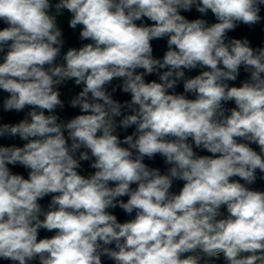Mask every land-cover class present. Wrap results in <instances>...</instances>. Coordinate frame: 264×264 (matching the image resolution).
Listing matches in <instances>:
<instances>
[{
  "label": "clouds",
  "instance_id": "obj_1",
  "mask_svg": "<svg viewBox=\"0 0 264 264\" xmlns=\"http://www.w3.org/2000/svg\"><path fill=\"white\" fill-rule=\"evenodd\" d=\"M262 13L0 0V264H264Z\"/></svg>",
  "mask_w": 264,
  "mask_h": 264
},
{
  "label": "trees",
  "instance_id": "obj_2",
  "mask_svg": "<svg viewBox=\"0 0 264 264\" xmlns=\"http://www.w3.org/2000/svg\"><path fill=\"white\" fill-rule=\"evenodd\" d=\"M264 14V13H262ZM192 17H195L197 14L193 12ZM61 27L64 30L65 33V40H66V45H65V50L67 47H78L82 42L78 40V33H79V28L76 30H72L68 28L67 26V16L61 21ZM232 35L236 36L237 38L241 37H247L250 39L251 43L253 46H264V21H262L261 25L255 26L252 29H249L247 26L241 25L235 33H232ZM155 48H156V55L160 56L163 53V50L165 49V44L164 42H155ZM178 91H182V86ZM123 99H127L128 97H122ZM232 106V105H230ZM68 114H75L73 111H69ZM23 114H16V113H4L2 109H0V122H16L20 118H22ZM17 143H20L18 140L16 141ZM200 154H208L206 152L200 153ZM87 165H85L86 167ZM155 166H160L162 170H164V165L162 164V161L160 158H157L155 161ZM182 186V182H178L174 186V191H178L179 187ZM255 187L260 188L261 190H264V183L258 182ZM44 203H47V199L44 201ZM118 211V218L123 221L125 219H128L129 217L123 213L121 210ZM44 235H51L50 233H46L44 231L41 232V236Z\"/></svg>",
  "mask_w": 264,
  "mask_h": 264
},
{
  "label": "water",
  "instance_id": "obj_3",
  "mask_svg": "<svg viewBox=\"0 0 264 264\" xmlns=\"http://www.w3.org/2000/svg\"><path fill=\"white\" fill-rule=\"evenodd\" d=\"M68 114V113H67ZM68 115H73V114H68Z\"/></svg>",
  "mask_w": 264,
  "mask_h": 264
}]
</instances>
